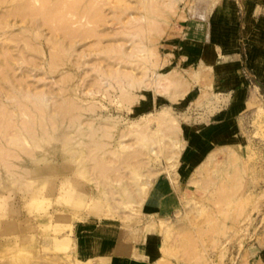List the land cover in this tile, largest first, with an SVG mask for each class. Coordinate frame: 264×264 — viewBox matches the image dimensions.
Instances as JSON below:
<instances>
[{"label":"rangeland","instance_id":"1","mask_svg":"<svg viewBox=\"0 0 264 264\" xmlns=\"http://www.w3.org/2000/svg\"><path fill=\"white\" fill-rule=\"evenodd\" d=\"M137 1L99 0L102 20L81 26L86 37L72 41L54 26L24 41L19 18L7 19L0 105L12 110L15 96L32 117L55 119L35 123L33 137L21 131L22 147L0 134L8 152V165L0 162V264H105L123 244L147 264H264V0H171L133 50L126 33L142 23L127 12L145 13ZM226 11L236 19L225 20ZM193 32L205 46H192L201 57L185 65ZM109 45L133 57L109 58L102 53ZM103 68L145 86L126 82L129 99L101 77ZM29 94L51 109L37 110ZM67 101L78 107L76 122L55 113ZM16 119L19 128L25 116ZM91 148L109 167L102 176Z\"/></svg>","mask_w":264,"mask_h":264},{"label":"bare ground","instance_id":"2","mask_svg":"<svg viewBox=\"0 0 264 264\" xmlns=\"http://www.w3.org/2000/svg\"><path fill=\"white\" fill-rule=\"evenodd\" d=\"M98 1L99 0H0V7H1L0 9L5 8L4 10H2L0 12V35H6L7 33H9L10 31L13 30V26L7 20L9 17L13 16L15 18H19V21L22 24V28L24 29V31L21 33V36H22V39L24 41H28L30 35L27 33L29 31L35 32L36 34H41L42 32H41L40 28L42 26H47L48 28L54 26V29L52 30L54 35L60 34V36L66 38V39L67 38L71 39V41L74 39H77V37L79 38L82 35H84V38H85L86 37L85 31H88V30H86L84 28H80V27L85 26L86 23L88 25L92 22L97 23L100 20H102V17L104 16V14L102 13V8L98 7L99 5H97ZM99 3L101 4V2H99ZM162 4L163 5L166 4L167 6H171V5H173V2L171 0H169L168 2L163 0V3L161 0H156V1L155 0H138L135 3L136 8L138 9V7H142L145 10V13L143 15H141L140 18L139 17L137 18L135 16V14L133 13V11H129V9L131 7H127L128 9L127 8L124 9V11H129V12H127L129 15L128 17H130V19L132 21H134V23H137V22L142 23V25L141 24L134 25V27H132L129 30V32L126 33V35L132 37L131 42L133 45V50H140L141 49L140 46L138 45L139 44L138 40L145 35L148 27H154L155 26L156 18L161 17L163 15V10H162V8H160V5H162ZM122 13L123 12L117 11L115 13V15L117 16L116 18L121 17ZM70 16L74 17L73 21L71 20V23L69 22ZM68 24H71L72 26H70ZM73 24H77L78 26L74 27ZM97 25H98V23H97ZM155 28H156V26H155ZM157 28L159 29L158 26H157ZM155 30H157V29H155ZM92 32H93V30H92ZM50 36H52V35H50ZM84 38H81V39H84ZM51 40H52L51 42L53 44V48L56 49V51H58V49H61L62 43L60 40H58V39L56 40L53 38H51ZM65 41H67V40H65ZM121 42L119 40V44ZM26 43L28 44V42H26ZM69 43H71V42H69ZM28 45L32 46L31 43ZM69 49L70 48L68 46H65L66 51H68ZM7 53H9V49L3 48L1 54H3L5 57L7 55ZM102 53L108 55L109 58L116 57L117 59H120V58L124 59V58L130 57V56L133 57L132 56L133 54H128L129 52L127 53L126 50L122 46L117 47L114 45L113 46L109 45L102 50ZM56 54H58V53L56 52ZM58 58H59L58 55H53V58H51L53 67L58 62ZM130 63H132V61H130ZM3 69H4V65H3ZM0 70H1L0 72H3V74L1 73L3 80L7 81L8 79H7L6 72H5L6 70L5 71H2V69H0ZM100 75L103 79L105 78L107 80V83L109 85H112L111 81L114 80L115 83L122 89L123 96H126L129 99H132L133 95L131 93H129L128 91H125V89L123 87L124 84L127 82L129 87L142 85V84L145 86V82H146L145 80H142V78L139 79V78L135 77L133 74L128 73V72H122L121 70H115V71H109L108 72L107 70H105L103 68V70H101V72H100ZM160 78H162L164 80H165V78L168 79V75H167V77H165V74H164V76H163V74H161ZM172 79H176V78H172ZM172 79H170V80L168 79V80L173 85L174 82ZM155 80H156L155 82L158 85L161 84V81H162L161 79L158 78ZM177 80L178 79H176V82H177ZM178 81H181V80H178ZM180 84H182V83L178 82V86H180ZM1 88H3V87H1ZM27 98L31 102L34 103L35 108L39 111H42V108L44 106L46 108L51 109L50 108L51 105H48L47 99H45L43 96L35 97V96H32L29 94V95H27ZM8 99H10L12 101L13 109L11 110L9 107H4L3 105H0V134L3 137H7L8 141H10L12 146L16 145L18 147H22V142H21L22 136H21V134H23V132H26L27 136L29 135V136L33 137L35 134V131L33 129L35 123L38 122L42 126H47L48 117L55 119V118H53L54 115H51V113L49 115L48 114L45 115L43 113L40 116L35 115L32 117L31 116L32 112L30 113L25 108L24 103H22L20 100H18L17 97L12 96V97H9ZM72 101H73V99H72ZM76 108H78V107L75 104V102L73 103L71 101H67V102H65V104H59V105L57 104L56 110H55L56 112L55 111L54 112L57 113V115H60L61 117L67 116L70 119V121L76 122V120H78V118H79L78 115L75 114V112H74V110ZM54 112H53V114H54ZM20 115H24L25 120H23L21 123L18 122L20 124V125L18 124L19 128H15V126H14L15 121L14 120H15V118H17L16 120H18ZM52 121H54V120H52ZM164 121L166 122L167 120L164 119ZM170 122L166 123V127L168 126L167 128L170 127V125H167V124H171ZM54 123L55 122H53L52 124H54ZM43 124H45V125H43ZM171 125H173V123ZM175 127H176V125H175ZM49 128H50V126H49ZM174 128L172 127V129H174ZM13 129L16 131L15 135H13L12 132H10ZM169 129H171V127ZM21 131H23V132H21ZM165 131H167V129L164 130L163 132L166 135H169V134H167L169 130L167 132H165ZM171 132H169V133H171ZM12 135L14 136V138H12ZM23 136L25 137V134ZM11 139H13V140L11 141ZM97 144L98 143L95 142V144L93 146L97 147ZM92 148L89 150V159L91 161H93L92 168L98 172H101V176H102V175H104L105 170L108 169L109 167L107 166V163L103 162L100 159V157L98 155H96V153L93 152ZM5 149L6 148H4L2 146V144H0V162H4L5 165H8L7 161H6V159H7L6 156H7L8 152ZM138 155H140V152L136 151L133 154L131 153V155L126 156L127 159L124 158L125 163L130 158L137 157ZM111 170H112V168L110 169V171ZM114 173H116V172L114 171ZM83 204H84V202H79V203L75 204L74 210H76V211L80 210L81 207L83 206ZM154 241H155V238L153 236L150 238V242L153 243ZM125 245L126 244H123V245H120L117 248H115V250H114L115 254L110 259H107L105 261V264H147L146 262L143 261V259H141L142 257L141 258L138 257V255L141 256V254H139L138 252H136L134 254ZM186 248H188V247H186ZM107 249H109V248H107ZM190 249H188V251ZM106 251H108V250H106ZM111 251H113L112 247H111Z\"/></svg>","mask_w":264,"mask_h":264},{"label":"crops","instance_id":"3","mask_svg":"<svg viewBox=\"0 0 264 264\" xmlns=\"http://www.w3.org/2000/svg\"><path fill=\"white\" fill-rule=\"evenodd\" d=\"M228 12L229 11H226L222 16H224V19L225 20H231V18H235V16H236V13L235 12H230L229 14H228ZM227 14H228V16H227ZM226 16V17H225ZM236 19V18H235ZM221 29H224V30H227V31H229V28L230 29H232L230 26H225V27H227V29L226 28H223V26H219ZM218 25H215L214 26V28L213 29H215V30H217L218 28ZM192 36H194V38H196V39H199V40H196V39H193L192 40V42H190V41H188L187 43H188V47H187V43H186V49L184 50V52H182V53H185V54H187L186 55V59L188 60V61H191V63H189V62H187V60L186 61H184V64L185 65H194V64H196L199 60L197 59V57H201V54H199L198 52H197V50L195 49V50H191V47L192 46H194V47H200V49H202L205 45H204V43H203V40L200 38V37H202L200 34H198V35H195L194 34V32L191 34V35H189L188 37H187V39L188 38H192ZM201 39V40H200ZM213 39V38H212ZM211 40V39H210ZM198 42V43H197ZM236 41H234V43H235ZM198 44V45H197ZM236 44H237V42H236ZM207 47V46H206ZM235 48H236V45H235ZM208 51V49H206V52ZM209 53H205L204 55H209V54H211V50H209L208 51ZM213 59H214V57H213ZM236 65V61H234V62H226V64H224V66H231L230 68H233V66H235ZM217 67V66H216ZM117 242H118V239H116V242H115V245H117Z\"/></svg>","mask_w":264,"mask_h":264}]
</instances>
